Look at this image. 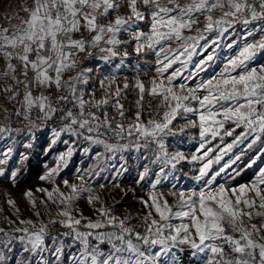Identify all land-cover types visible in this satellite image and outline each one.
I'll return each mask as SVG.
<instances>
[{"label": "snow or ice", "instance_id": "snow-or-ice-1", "mask_svg": "<svg viewBox=\"0 0 264 264\" xmlns=\"http://www.w3.org/2000/svg\"><path fill=\"white\" fill-rule=\"evenodd\" d=\"M21 9L26 18L16 13L7 19H19L18 24L0 28V57L4 61L0 69V96L6 101L0 104V111L4 113L3 119L9 121L0 123V141H11L14 133L19 134L20 130L11 126L13 117L27 122L30 130L40 127L37 121L59 119L66 123L52 130L53 144L66 133L86 142L87 147L82 149L85 155H91L93 146H100L103 151L95 153L98 161L95 168L86 170V174L77 170L80 184L63 182L68 194L58 187L52 191L36 190L45 193L47 200L58 207L57 216L62 219H52L49 224L58 223L67 231L51 235L49 224L20 219L15 201H6L17 219L5 217L11 230L0 228V264H178L174 250L183 251L184 245L192 249V256L200 264H264V166L258 167L249 183L225 186L228 179H235L264 160V64L252 66L256 57L264 54V0H32L31 6L23 4ZM217 11L219 16L214 15ZM145 22L147 31L140 27ZM201 22L203 28L197 26ZM237 25L245 29L239 37L243 43L226 45L237 50L226 58L218 75L193 88L175 83L178 79L194 78L191 73L185 76L184 71L192 56L200 55L197 49L207 51L219 46V39ZM194 26L197 27L193 32ZM210 33H215V38L209 40L206 34ZM257 33L261 38L249 41ZM123 35L130 39H122ZM129 45L137 56L154 53L156 76L147 88L136 79L137 111L126 124V110L121 103L123 90L118 85L112 88L115 75L99 81L104 95L97 99L95 91L87 87L92 69L80 65L98 52L97 59L105 63L120 57V64L115 66L119 70L128 58ZM214 58L215 48L198 62L197 74L206 71ZM177 63L180 67L169 73ZM73 72L66 78L67 73ZM128 88L125 82L123 89ZM146 93L158 98L153 111L160 118L150 114L145 123L141 116ZM8 104L12 105L11 112ZM109 107L115 109V115L107 111ZM188 114L198 117V123L189 120ZM178 117L187 121L179 131L172 126ZM226 122L234 127L226 129ZM189 126L199 129L198 147L189 163H200L195 180H203L205 187L187 196L179 192L175 210L154 194L149 196L151 203L141 200L149 209L144 216L143 231L129 227L130 217L113 215L103 203L96 207L100 197L94 193L90 181L104 171L99 161L114 159L118 153L148 150L155 144L151 163L175 169L186 157L179 151L169 153L165 138L182 135ZM238 128L243 130L236 134ZM225 136L232 137V141L225 144ZM110 139L116 143H110ZM121 140L126 143H120ZM237 147L240 152L221 165L224 156ZM248 151L254 155L244 168H233L237 162H243L242 157ZM72 153L73 148H69L61 154L58 159L64 163L40 179L55 183L53 178L66 166V157L70 158ZM12 154L11 146L0 151V177H6L4 166ZM21 159L27 156L22 155ZM214 164L220 167L209 176ZM163 166L152 181L151 168L146 164L136 183L147 180L150 189L155 190L167 176ZM227 169H232L231 173H226ZM124 171L126 168L121 166L116 176ZM18 172L19 169L12 170L6 178L15 184ZM222 173L227 179L213 188ZM113 187L119 184L114 183ZM23 195L35 209L32 190ZM82 198L98 213L95 220L83 213H79V218L73 214L74 203ZM153 210L159 220L152 218ZM34 214L40 217L39 211ZM257 220L259 224L253 222Z\"/></svg>", "mask_w": 264, "mask_h": 264}, {"label": "rangeland", "instance_id": "rangeland-1", "mask_svg": "<svg viewBox=\"0 0 264 264\" xmlns=\"http://www.w3.org/2000/svg\"><path fill=\"white\" fill-rule=\"evenodd\" d=\"M183 2V0H182ZM27 4L31 6L32 0H4L3 4L0 5V28L8 27L11 28L13 25L19 23V19H12L9 21L7 17L13 16L16 13H19L20 17H25L27 14L22 11L21 5ZM122 12L125 9L121 10ZM214 15L219 16L220 13L217 11ZM201 21H203V17H201ZM200 28H203V23L201 22L197 25ZM193 32L195 31V27ZM140 27L144 30H148L147 23H142ZM245 29L242 26L237 25L234 30L230 29L228 33L224 34L223 38L219 39V46H212L209 47L207 51H201L197 49V52H200V55H193L191 60L188 61L187 68L184 71V75L187 76L189 73L192 74L194 77L188 81H184L178 79L175 83H186L188 88H193L201 81H205L209 79V77L213 75H218L220 69L223 66L226 58L230 55H234L237 49H230L226 47V45L231 44L233 42L238 41L240 44L243 41H239V37L243 35ZM234 33V34H233ZM192 32H185V35H192ZM208 39L211 40L215 38V33L206 34ZM122 39H130L127 35H123ZM260 34L257 33L255 37H249V41L251 40H259ZM201 43H205V41H201ZM175 47V45H173ZM215 48V58L213 61L209 62V67L206 71L199 72L197 74L196 65L198 62L204 60L206 56L213 51ZM128 50V58L125 60L124 65H122L119 70L116 69V65L120 64V57L113 59L109 63H105L102 60L97 59L99 53H94L91 58L82 60L80 68H91V80L87 87L95 89L99 98L104 95L103 89L100 88L99 81L104 79L105 76L115 75V83L112 85L113 90L116 86H120L122 91V99L121 103L124 105V108L127 113V117L130 120H133L135 117V113L137 111L136 101L139 98L138 96V89L134 87L136 79L139 78L147 87H149V81L156 76V72L154 71L155 68V61L156 57L152 52H145L140 56H137L135 51L133 50L132 46L127 47ZM83 54H81L82 56ZM4 64L3 58L0 57V69H2ZM264 64V54H260L256 57L255 61L253 62L252 66H258ZM180 67V65L173 64L172 68L168 70L171 73L174 69ZM75 73H67L66 78L68 75H74ZM167 75V73H166ZM127 82L129 84L128 89H123V84ZM107 83V81H105ZM53 91V99H55V89ZM201 96L204 95V92L199 93ZM158 98H153L152 96L145 94L144 97V108L142 112L141 119L146 123L147 120L150 118V114L154 116V118L159 119L160 116L157 115L153 109L156 107ZM0 104H6V101L2 96H0ZM8 110L11 112L13 110L12 105H7ZM160 113L164 111L161 108ZM36 111L34 110L33 119H35ZM4 113L0 111V123H9V121H5L3 119ZM189 120H197L198 117L188 114ZM11 126L14 129H19V134H13V138L11 141L9 140H2L0 141V151L5 150L7 147L11 146L13 148L12 159L9 163L4 166L6 168V177L8 172L12 170H16L15 166L19 163H25L28 159L30 154V150L32 148L38 149L41 148L40 153L42 156L50 155V152L58 147L64 148L63 151L59 153H54L52 157L54 158V164L46 169V172L43 176H46L48 171L52 168L58 166V164H63V161H60L58 158L61 154H64L68 151L69 148H73V153L71 157H66V166L60 169L59 175L55 176L53 179L55 183H50L47 180H44L46 183V187H42L40 189H47L48 191H52L53 188H59L60 191L68 194L69 189L64 186V181H68L69 184H80L81 182L77 179V170H80L82 174H86V170L90 168H95L97 166L98 161L95 159L94 150L101 149L98 152H102L103 149L100 146H93L91 155H85L82 149L85 147L86 142L82 139L78 140L76 137L69 136L66 133H62L60 138L56 140L53 144V129H59L62 127V123L59 119H53L51 121H47L41 123L39 128H32L31 130L27 127V122L13 117L10 121ZM187 121L185 119L177 118V120L173 121V127L175 130L179 131L181 127L186 125ZM234 127L230 122L225 123V128H232ZM243 129H236V134H239ZM46 139L47 143H43L42 140ZM198 139H199V129L193 127H186L185 131L182 135L176 136H168L165 138V144L167 151L169 153H175L177 151L183 152L186 159L177 163L176 168L172 169L170 165L163 166L160 163L152 164L151 160L153 159V150H156L157 146L155 144L150 145L148 150L141 149L139 152L137 151H128L123 153L115 154V158L109 159H102L99 161V165L101 168H104V171L99 172V176L95 177L92 181H90L91 186L94 189V193L99 195L100 202L96 204V207L100 206V203L107 208L112 210V214L121 218L130 217L128 221L129 227H135L138 231H143L144 224V216L149 209H146L144 204L141 203V200H147L149 203L150 195H156L160 199V202L163 203L164 200L168 202L169 205L173 206L175 210V206L179 203V192L183 191L186 196L187 194L191 193L193 190L199 191L201 187H205L203 180L197 182L195 180V176L198 174V169L201 166L198 162H191L189 163L191 156L195 152L196 148L198 147ZM64 141H68L65 143ZM232 141V137H224V143H229ZM110 143H116V141H110ZM120 143H126V141H119ZM217 143V141H213V144ZM25 144H30L31 147L25 148ZM40 145V146H39ZM211 146V145H209ZM173 147V149L171 148ZM240 152V148L237 147L233 149V152L230 155L224 156V159L220 162V164H224L225 161L230 159L231 155H235L236 153ZM27 156V159H21V156ZM74 155H81L82 159L80 162L75 165L72 160ZM215 155V153H213ZM254 155L253 151H248L243 157L242 161L246 159H250V157ZM148 159H145V157ZM76 161V158H74ZM90 160V165L85 168L84 170L81 168V160ZM243 162H237V165H233V168L239 166V168L243 169L245 164ZM149 165L151 168V173L149 180L154 181L155 174L159 172L160 168L163 166L167 176L162 178V182L157 185L155 190L150 189L149 182L146 180L141 184H137V178L139 173L143 170L145 165ZM123 166L126 168V171L122 172V174L116 176V172ZM264 166V160L259 161L257 165H254L252 168L245 169L240 175L236 176L235 179H228L226 187L232 188L237 187L239 184L235 185V180L241 176L243 173L249 170L257 171L258 167ZM220 165L214 164L212 169L209 172V176L219 169ZM20 170V168H18ZM72 170L70 173L68 171ZM99 170V169H97ZM232 169H227L226 173H231ZM19 173V172H18ZM6 177H0L5 181H11ZM115 177V179H114ZM18 178V177H17ZM207 178V177H206ZM205 178V179H206ZM227 179V175L222 173L220 177H217L215 184H213V188L216 185L224 183V180ZM17 180V179H16ZM252 178L250 179V181ZM249 181V182H250ZM12 182V181H11ZM248 182V183H249ZM13 183V182H12ZM114 183H118L119 187H113ZM17 181H15L16 185ZM104 184L105 187L101 188L99 185ZM14 189V188H13ZM37 190V189H36ZM33 190V198L36 201L35 209L32 208L29 201L23 195L24 193H18L15 190L7 193L4 197L1 198L0 196V228H4L6 231L11 230V226L6 222L5 217L10 220H16L17 216L15 211L12 207H10L6 201L11 199L15 201L16 206L19 208V218L20 219H31L35 223L39 224L42 220L45 224H49V221L52 219H62L61 217L57 216L58 207L56 204H53L51 201L47 200V196L43 192H38ZM55 196V194H54ZM45 201V203H41V201ZM46 204V206H45ZM61 207H63L61 205ZM74 215L79 218V213H83L85 217H89L92 220H95L98 216L92 207H90L87 203L86 199H80L76 201L73 205ZM36 211H39L40 217L34 214ZM152 218L159 220V216L155 214L153 210ZM150 222V221H149ZM254 223L259 224V221H253ZM173 223H178L177 221H173ZM50 234L54 235L60 231H67V229H63L60 225L57 224H49ZM46 243H49L46 241ZM19 247V246H17ZM183 251H177L178 254V264H200V260L192 256V249L187 245L182 246Z\"/></svg>", "mask_w": 264, "mask_h": 264}, {"label": "trees", "instance_id": "trees-1", "mask_svg": "<svg viewBox=\"0 0 264 264\" xmlns=\"http://www.w3.org/2000/svg\"><path fill=\"white\" fill-rule=\"evenodd\" d=\"M4 0H0V5H2ZM157 102V101H156ZM110 141H115L114 139H110ZM43 143H47L46 139L42 140ZM40 146V145H39ZM85 147H87V144H85ZM173 149V147H171ZM34 149L32 148L30 150V154L28 156V159L25 163H19L15 166V168H20L17 178V184L13 185L11 181H5L3 179H0V196L1 198L4 197L7 193L11 192L12 190L17 191L18 193H25L27 190H36L38 188L46 187V183L44 180H41L40 177H42L46 169L51 167L54 164V158L52 155L54 153H59L64 150L63 146L58 147L50 152V155L42 156V153H40L41 148ZM101 149L94 150V152H98ZM76 158V161L75 159ZM73 162L75 165L80 162V159H82L81 155H74ZM249 159L244 160V164L248 162ZM81 168L84 170L90 165V160H81ZM72 170L68 171L69 173ZM255 174V170H249L245 173H243L241 176H239L235 180V185L248 183L250 179H253V176ZM14 188V189H13ZM63 232V231H60ZM50 243V241H48Z\"/></svg>", "mask_w": 264, "mask_h": 264}, {"label": "built area", "instance_id": "built-area-1", "mask_svg": "<svg viewBox=\"0 0 264 264\" xmlns=\"http://www.w3.org/2000/svg\"><path fill=\"white\" fill-rule=\"evenodd\" d=\"M94 91H95V89H93ZM95 93H96V91H95ZM96 97H97V99H99V95H97V93H96ZM107 111L110 113V114H112V115H115L116 113H115V109H113V108H111V107H109L108 109H107ZM126 117H127V113H126ZM131 120L127 117V119L124 121V123H128V122H130Z\"/></svg>", "mask_w": 264, "mask_h": 264}]
</instances>
